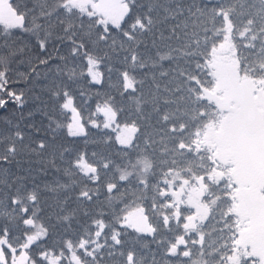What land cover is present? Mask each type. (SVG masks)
Here are the masks:
<instances>
[{
	"label": "snow or ice",
	"instance_id": "6c2138e0",
	"mask_svg": "<svg viewBox=\"0 0 264 264\" xmlns=\"http://www.w3.org/2000/svg\"><path fill=\"white\" fill-rule=\"evenodd\" d=\"M4 3L0 264H264V0Z\"/></svg>",
	"mask_w": 264,
	"mask_h": 264
},
{
	"label": "rangeland",
	"instance_id": "374dc122",
	"mask_svg": "<svg viewBox=\"0 0 264 264\" xmlns=\"http://www.w3.org/2000/svg\"><path fill=\"white\" fill-rule=\"evenodd\" d=\"M16 19L11 7L7 6L4 0H0V23L12 25Z\"/></svg>",
	"mask_w": 264,
	"mask_h": 264
},
{
	"label": "trees",
	"instance_id": "16d2710c",
	"mask_svg": "<svg viewBox=\"0 0 264 264\" xmlns=\"http://www.w3.org/2000/svg\"><path fill=\"white\" fill-rule=\"evenodd\" d=\"M3 24V23H0ZM5 26H11V24H3ZM22 79V78H21ZM7 115L13 120L15 121L16 119H18L19 113L16 112L14 109H9Z\"/></svg>",
	"mask_w": 264,
	"mask_h": 264
}]
</instances>
